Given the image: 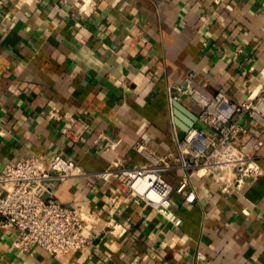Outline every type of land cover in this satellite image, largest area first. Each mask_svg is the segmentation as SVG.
<instances>
[{"label":"crops","instance_id":"obj_1","mask_svg":"<svg viewBox=\"0 0 264 264\" xmlns=\"http://www.w3.org/2000/svg\"><path fill=\"white\" fill-rule=\"evenodd\" d=\"M264 0H41L0 4V168L32 154L61 153L86 171L56 189L66 205L97 216L83 249L24 252L0 216V264H264V173L241 191L223 193L192 176L174 192V225L143 197L130 198L115 177H100L115 157L129 165L178 152L175 136L199 126L200 105L171 100L168 85L188 83L240 100L264 82ZM57 107L60 119H48ZM74 117L87 132L62 131ZM263 139L264 126L247 121ZM202 128V127H201ZM143 139L147 152L134 149ZM115 147L106 149L107 141ZM181 168L163 173L174 188ZM192 191L194 200H188ZM119 195L129 199L110 208ZM114 217L126 226L109 231Z\"/></svg>","mask_w":264,"mask_h":264},{"label":"built area","instance_id":"obj_2","mask_svg":"<svg viewBox=\"0 0 264 264\" xmlns=\"http://www.w3.org/2000/svg\"><path fill=\"white\" fill-rule=\"evenodd\" d=\"M6 0H0L4 4ZM41 0H15L17 5L40 2ZM81 9H86L92 0H77ZM264 73V67L262 69ZM188 83L168 85L171 100L188 96L200 105L199 119L212 132L199 126H191L183 136L176 135L178 152L151 155L150 162L129 165L126 158L115 157L109 165L96 173L100 177H115L120 186L129 191L131 198L143 197L167 221L174 225L182 223V217L174 207L173 193L183 192L190 185L192 176L208 177L223 193L241 191L243 187L257 180L263 173L257 150L263 139L254 134L247 121L256 119L264 126V82L256 92H250L240 100L230 98L225 91L208 94L195 87L188 77ZM48 119H60L57 107L47 112ZM75 118L65 120L62 131L72 139H79L89 128L83 122L75 128ZM115 141H107L106 149L114 148ZM134 149L146 153L148 146L143 139L134 143ZM183 169L184 176L178 187L164 177L170 169ZM86 171L74 159L61 153L49 159L44 154H32L0 168V216L3 225L14 228L17 235L14 245L32 252L42 247L52 254L72 253L86 247L90 240L91 226L97 216L85 205H66L56 196L57 187L66 179L83 175ZM188 200H194L190 191ZM116 195L110 208L117 210L123 201ZM108 228L120 235L126 226L112 217Z\"/></svg>","mask_w":264,"mask_h":264},{"label":"water","instance_id":"obj_3","mask_svg":"<svg viewBox=\"0 0 264 264\" xmlns=\"http://www.w3.org/2000/svg\"><path fill=\"white\" fill-rule=\"evenodd\" d=\"M198 123H199V125H200L202 128L207 129V130L210 131V132L213 131L212 128L209 127L204 121H202V120L199 119Z\"/></svg>","mask_w":264,"mask_h":264}]
</instances>
